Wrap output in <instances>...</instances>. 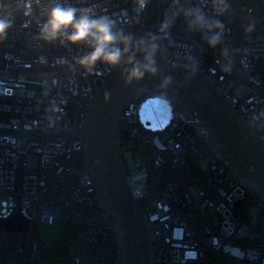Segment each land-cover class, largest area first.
Returning a JSON list of instances; mask_svg holds the SVG:
<instances>
[{"label":"built area","instance_id":"built-area-1","mask_svg":"<svg viewBox=\"0 0 264 264\" xmlns=\"http://www.w3.org/2000/svg\"><path fill=\"white\" fill-rule=\"evenodd\" d=\"M151 1L147 27V7L137 0H32V16L14 13L0 40V218L19 206L29 227L0 228V264H44L43 253L70 264L117 260L115 232L97 203L78 137L98 86L115 67L98 63L86 71L76 63L90 50L85 44L40 38L58 3L111 17L151 42L148 55L169 56L177 65L193 62L190 40L196 41L198 71L264 141V81L251 75L253 60L264 59V0H163L161 11L160 0ZM217 34L219 43L210 47ZM195 122L160 92L134 98L119 118L125 182L152 226L154 264H264V196L249 192L225 160L213 157ZM238 205L248 207L247 221ZM56 224L75 233L40 241L39 226Z\"/></svg>","mask_w":264,"mask_h":264},{"label":"water","instance_id":"water-1","mask_svg":"<svg viewBox=\"0 0 264 264\" xmlns=\"http://www.w3.org/2000/svg\"><path fill=\"white\" fill-rule=\"evenodd\" d=\"M144 12L143 24L151 0ZM160 0L159 10H162ZM179 13L176 23L179 21ZM193 62L177 65L162 54L149 55V71L138 81L126 83L124 64L117 66L98 86L82 119L78 135L82 141L84 164L88 169L96 200L110 219L117 241L116 264H154V233L142 205L133 199L125 182V165L119 149V118L134 98L160 92L169 98L174 110L196 119V133L213 157L227 162L232 176L249 192L264 196V141L244 123L230 107L219 87L198 70L199 44ZM251 75L264 81V59L253 60ZM36 138L44 134L21 132ZM24 170L18 169L17 182ZM253 199L252 195L249 197ZM29 222L19 206L7 218H0V228L9 231L28 230Z\"/></svg>","mask_w":264,"mask_h":264},{"label":"clouds","instance_id":"clouds-1","mask_svg":"<svg viewBox=\"0 0 264 264\" xmlns=\"http://www.w3.org/2000/svg\"><path fill=\"white\" fill-rule=\"evenodd\" d=\"M137 2L139 8L147 7L145 0ZM17 11H22L25 17L32 16V0H0V40L6 38ZM28 23L25 21L24 26L27 27ZM39 36L45 43L66 41L72 46L85 44L90 50L80 56L76 63L86 71L94 70L98 63L112 68L123 62L125 67L122 71L130 78L126 79V83L142 79L149 71L148 50L151 42L125 32L117 27L111 17L98 15L90 9L58 3L48 12L47 19L40 26ZM207 43L210 47H216L219 35L208 39Z\"/></svg>","mask_w":264,"mask_h":264},{"label":"rangeland","instance_id":"rangeland-1","mask_svg":"<svg viewBox=\"0 0 264 264\" xmlns=\"http://www.w3.org/2000/svg\"><path fill=\"white\" fill-rule=\"evenodd\" d=\"M237 213L239 217L243 221L248 220L249 210L248 207H245V205H238L237 206ZM75 229L68 228L64 224H56V225H40L38 229V237L41 241L45 237H59L63 234H74ZM50 254L43 253V260L44 264H70L69 258H48Z\"/></svg>","mask_w":264,"mask_h":264}]
</instances>
